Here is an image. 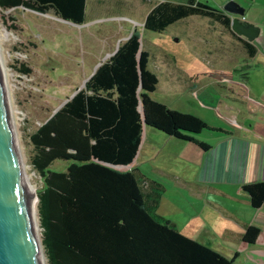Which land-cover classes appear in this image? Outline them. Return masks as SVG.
Returning a JSON list of instances; mask_svg holds the SVG:
<instances>
[{
	"label": "trees",
	"instance_id": "trees-1",
	"mask_svg": "<svg viewBox=\"0 0 264 264\" xmlns=\"http://www.w3.org/2000/svg\"><path fill=\"white\" fill-rule=\"evenodd\" d=\"M0 8L51 12L81 25L86 0H0ZM221 13L198 0L164 1L146 13L143 28L162 31L193 15L220 20ZM223 19L230 29V19ZM149 57L132 32L29 136L31 165L42 183L37 209L48 264H235L249 246H264V233L248 226L233 256H222L168 220H157L133 173L115 168L133 161L144 126L208 149L194 135L213 128L150 98L158 78L148 68ZM55 162L64 167H52ZM243 190L253 208L263 204L264 182Z\"/></svg>",
	"mask_w": 264,
	"mask_h": 264
},
{
	"label": "rangeland",
	"instance_id": "rangeland-1",
	"mask_svg": "<svg viewBox=\"0 0 264 264\" xmlns=\"http://www.w3.org/2000/svg\"><path fill=\"white\" fill-rule=\"evenodd\" d=\"M156 1L159 0H87L85 22L81 25L64 21L51 12L40 14L24 8H0L1 72L3 70L19 151L35 194L42 183L38 172L31 165L33 147L29 136L56 108L84 85L96 66L107 59L132 32L136 31L141 48L148 51V68L158 78L155 90L149 93L150 98L180 112L200 110L202 107L199 99L192 90L197 91L200 82H208L214 78L212 75L200 74L196 83H193V78H188L191 69L198 67L197 61L200 59L197 53L209 48L216 56L221 55L220 60L221 57L225 59L229 53L232 56L236 53L239 67L248 64L240 56L245 48L243 40L238 39L234 43L235 40L227 36V33L221 34L220 30L218 32L217 21L211 20L208 23L207 18L193 15L169 24L162 31L144 29L145 15ZM200 1L213 5L221 3L222 6L233 1L244 10L238 19L252 23L261 32L264 31V0ZM219 36L223 37L220 41L217 40ZM262 36V33L258 36L259 40ZM202 37L209 43H201ZM258 38L253 41L256 45ZM252 64L259 65L258 61H253ZM223 65L228 66V63L224 62ZM238 77L248 82L256 80L255 74H249L248 71ZM224 92L227 94L226 90ZM226 101L243 110L244 103L240 99L232 97L229 100L226 98ZM212 112L218 119L215 116L217 113L214 110ZM220 120L229 129L234 128L227 120ZM151 130L155 132L154 141L157 137L168 136L153 128ZM168 164L172 165L173 162L169 160ZM52 167L63 168L64 164L55 162ZM36 203L38 204L37 194ZM161 209L167 211V202L166 206H161L160 202L158 213L152 209L150 212L157 220L170 217L180 223L179 214H161Z\"/></svg>",
	"mask_w": 264,
	"mask_h": 264
},
{
	"label": "crops",
	"instance_id": "crops-1",
	"mask_svg": "<svg viewBox=\"0 0 264 264\" xmlns=\"http://www.w3.org/2000/svg\"><path fill=\"white\" fill-rule=\"evenodd\" d=\"M164 1L167 0L156 1L152 7ZM198 1L218 14L222 12L220 20L204 18L208 19V23L217 21L218 32L227 33L236 43L238 35H233L232 30L223 24V18L231 21L234 15L225 12L221 3L213 5ZM239 20L244 22L241 18ZM261 33L262 38L259 40L257 37L259 45L240 36L253 49L242 50L240 56L248 64L241 67L236 53L234 56L227 54L225 59L221 57L223 62L220 60L221 55L216 56L206 46V50L197 53L200 59L197 61L198 67L191 69L188 78H193V83L199 80L200 74L212 75L214 78L200 82L197 91L192 90L199 99L201 112L189 109L183 113L195 115L213 128L207 130L209 132H200L201 136L196 137L208 149L203 150L171 136L157 137L154 141L155 132L144 126L133 161L129 165L115 167L121 172L133 173L149 210L158 213L160 202L161 206H166L167 202V211L161 209V214H179L181 221L178 223L170 217H166V220L182 234L209 246L228 259L233 256L248 226L258 227L264 233V202L259 208H253L243 190L246 184L264 182V31L260 30L259 35ZM221 39L223 37H217L218 41ZM200 41L209 43L203 37ZM253 61H258L259 65H253ZM224 62L228 66H224ZM247 71L255 74V81L248 82L238 77ZM232 97L244 103L243 110L226 103V98L229 100ZM212 109L218 119L214 117ZM220 118L233 124L234 128L224 126ZM169 160L173 162L172 165L168 164ZM234 263L264 264V246H249Z\"/></svg>",
	"mask_w": 264,
	"mask_h": 264
},
{
	"label": "water",
	"instance_id": "water-1",
	"mask_svg": "<svg viewBox=\"0 0 264 264\" xmlns=\"http://www.w3.org/2000/svg\"><path fill=\"white\" fill-rule=\"evenodd\" d=\"M223 9L234 15L230 21L233 33L248 42L258 37L259 27L238 19L244 13L242 7L228 1ZM39 263L31 210L22 177L21 157L16 144V128L0 65V264Z\"/></svg>",
	"mask_w": 264,
	"mask_h": 264
},
{
	"label": "bare ground",
	"instance_id": "bare-ground-1",
	"mask_svg": "<svg viewBox=\"0 0 264 264\" xmlns=\"http://www.w3.org/2000/svg\"><path fill=\"white\" fill-rule=\"evenodd\" d=\"M16 144H17V149L19 151L17 139H16ZM19 154H20V151H19ZM20 157H21V154H20ZM21 167H22L23 182H24V186H25V190L28 196L30 210H31V223H32V227H33V231H34V235H35V239L37 243V253L40 259L39 264H47L45 252H44L43 245H42V238H41V233H40L41 231H40L39 221H38V210H37L38 204L36 203V194H35L34 187L31 185L29 181V176L27 174L25 162L23 161L22 157H21Z\"/></svg>",
	"mask_w": 264,
	"mask_h": 264
}]
</instances>
